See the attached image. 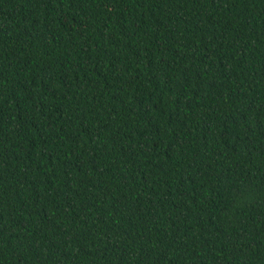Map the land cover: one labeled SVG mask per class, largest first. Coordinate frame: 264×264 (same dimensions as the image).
I'll use <instances>...</instances> for the list:
<instances>
[{
	"label": "trees",
	"instance_id": "trees-1",
	"mask_svg": "<svg viewBox=\"0 0 264 264\" xmlns=\"http://www.w3.org/2000/svg\"><path fill=\"white\" fill-rule=\"evenodd\" d=\"M0 264H264V0H0Z\"/></svg>",
	"mask_w": 264,
	"mask_h": 264
}]
</instances>
